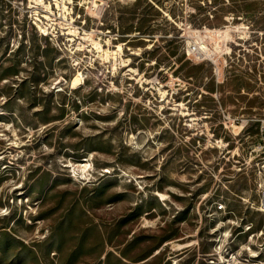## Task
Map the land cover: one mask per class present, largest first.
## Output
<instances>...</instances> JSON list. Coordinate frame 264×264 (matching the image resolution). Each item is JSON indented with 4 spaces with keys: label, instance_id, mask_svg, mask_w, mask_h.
<instances>
[{
    "label": "rangeland",
    "instance_id": "374dc122",
    "mask_svg": "<svg viewBox=\"0 0 264 264\" xmlns=\"http://www.w3.org/2000/svg\"><path fill=\"white\" fill-rule=\"evenodd\" d=\"M94 1L0 0V264H264V0Z\"/></svg>",
    "mask_w": 264,
    "mask_h": 264
},
{
    "label": "built area",
    "instance_id": "2783aa9c",
    "mask_svg": "<svg viewBox=\"0 0 264 264\" xmlns=\"http://www.w3.org/2000/svg\"><path fill=\"white\" fill-rule=\"evenodd\" d=\"M199 53L198 47L193 46L188 49V54ZM250 121L257 122V141L254 143L253 152L256 153L258 160L255 162L258 170V186H259V210L264 213V115L260 118L247 119L245 125Z\"/></svg>",
    "mask_w": 264,
    "mask_h": 264
},
{
    "label": "bare ground",
    "instance_id": "6f19581e",
    "mask_svg": "<svg viewBox=\"0 0 264 264\" xmlns=\"http://www.w3.org/2000/svg\"><path fill=\"white\" fill-rule=\"evenodd\" d=\"M56 1V0H55ZM41 2L43 3V5L44 6H46V10H47V12H48V15L47 14H45V15H41L40 16V14L38 13V11H35L36 12V14H34L35 15V17H34V19H35V25L37 26V28H39V30L41 31V33L43 32V34L42 35H46V34H48V27H47V29L42 25V24H45L44 23V20L43 19H45V20H47L48 21V23H46V25H51V27H54L53 26V23H55V22H53V18H52V16H53V8L51 7L52 5H46L44 2H43V0H41ZM58 2V1H57ZM42 3H40L41 5H42ZM101 3V2H100ZM38 4V3H37ZM51 4V3H50ZM57 4V3H56ZM99 4V1L98 0H95L94 1V5L95 6H97ZM40 6V5H39ZM57 7H59V6H57ZM63 7H66L65 5L63 6ZM65 9V8H64ZM60 10H62V9H60ZM63 11V10H62ZM63 14V13H62ZM62 18V17H61ZM46 21V22H47ZM56 25V24H55ZM69 27H71V26H69ZM50 30V29H49ZM75 30V29H74ZM73 31V30H72ZM77 32V31H76ZM75 32V33H76ZM40 33V32H39ZM40 33V34H41ZM53 33V32H52ZM78 33V32H77ZM74 34V33H73ZM52 36H53V34H51ZM74 36V35H73ZM97 46V45H96ZM98 47V46H97ZM100 49H102L101 48V45H99V49L98 50H100ZM120 49V48H119ZM205 49V48H204ZM100 51H102V50H100ZM122 51V50H121ZM107 52V51H106ZM116 52V51H115ZM112 53V52H111ZM118 53V52H117ZM104 55V54H103ZM106 55L108 56V52L106 53ZM101 56V55H100ZM114 56V55H113ZM116 56V55H115ZM102 57V56H101ZM119 56H117V58H118ZM105 58V57H104ZM112 58V57H111ZM109 60V59H108ZM79 78H80V80H81V82L79 83V84H81L82 83V81L83 80H85V77H84V74L83 73H80L79 72ZM132 79H133V77H132ZM62 89H59V91H61ZM160 90V89H159ZM162 92V91H161ZM165 95V94H164ZM163 95V96H164ZM185 115V114H184ZM16 146H17V143H16ZM87 161V160H86ZM71 166H74L73 164L71 165ZM92 167V164L91 163H86V164H83V165H79L78 166V169L81 171V173L83 174V175H85V173H87L88 171H90V168ZM75 170V169H74ZM159 197H160V199L161 200H163V201H165L166 199H167V197H166V195H164V194H159L158 195ZM256 257V256H255Z\"/></svg>",
    "mask_w": 264,
    "mask_h": 264
}]
</instances>
